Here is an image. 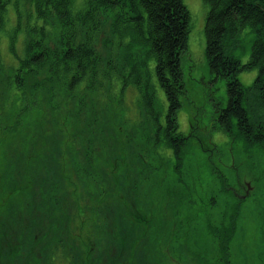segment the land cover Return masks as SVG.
I'll return each mask as SVG.
<instances>
[{
    "label": "rangeland",
    "instance_id": "rangeland-1",
    "mask_svg": "<svg viewBox=\"0 0 264 264\" xmlns=\"http://www.w3.org/2000/svg\"><path fill=\"white\" fill-rule=\"evenodd\" d=\"M5 1L0 28V222L28 218V222L40 224L35 220L46 212L38 208L37 214L36 206L48 209L54 199L48 200L46 196L56 194L71 204L68 205L69 215L58 222L66 224L71 236L79 240L100 231L89 223L95 221L89 211L96 205L90 208L84 204L89 199L99 203L97 199L100 198V210L105 212L104 221L108 224L101 226L106 233L97 245L102 244L100 249L109 248L113 240L124 252L121 258L129 257L135 251L134 246L129 250L130 244L126 245L124 237L118 241L124 221L116 222L111 215L113 204L118 207L119 201L125 200V205L135 206L145 216L143 224L133 226L143 229L138 239L141 238V247L148 244L149 255L138 253L142 262L131 257L134 264H153L152 257L166 259L162 264H217L222 254L209 227L223 225L239 200L235 231L227 246L230 264H264V150L248 146L236 137L234 129L223 131L215 121L217 108L226 107L228 97L225 81L213 77L208 69L204 53L208 7L203 1L182 0L189 12L190 25L182 55L184 93L180 98L177 123L178 129L186 135L191 131L189 124L192 126L189 151L184 159L186 169L181 171V179L186 173L185 186L176 182L178 178L169 167L173 161L171 151L149 153L152 151L147 143L149 123L139 120L138 90L134 86L121 89L119 78H115L126 59H105L110 57V50L123 53L115 46V38L110 40L109 16L98 18V29H94L91 39L84 36L85 33L76 36L84 45H91L95 55L103 58L98 63L100 85L94 84L93 90L84 92L87 89L83 81L69 88L67 80L69 89H65L51 79L47 68L27 79L21 88H16L8 83L7 73L17 65L16 56L23 55L26 36L36 33L35 29L42 25L47 30L52 29L55 37L56 29L52 23L37 17L32 0ZM77 3L79 0H74V4ZM238 38V43H231L227 48L231 55L245 63L254 34L249 27H242ZM132 48L138 57L131 61L143 63L146 60L144 51ZM116 66L119 71H112L111 67ZM150 66L154 75L153 61ZM256 75L255 68L243 69L237 78L244 86H250ZM151 82L153 101L163 122L166 97L155 75ZM73 90L76 91L71 94ZM81 105L85 106V112L83 118L77 119L74 108ZM71 143H76V148L69 150ZM141 157L155 165L162 158L163 166L152 173L149 165H143ZM80 159L86 170L94 172L101 180L98 186H92L93 177L79 169ZM74 160L78 162L76 165ZM50 165L58 166V176L50 174L56 173L50 171ZM50 183L54 190L49 189ZM170 188L175 190L171 195ZM58 210L57 207L53 209L56 214L53 217H61ZM47 225L45 222L44 226ZM43 244L45 240L33 241L30 247L24 248H28L25 250L27 256L23 254L25 251L22 255L11 254L10 259L1 257L0 264L6 261L9 264H42L38 250ZM85 251L84 260H87L89 253ZM58 255L49 264H66L65 253Z\"/></svg>",
    "mask_w": 264,
    "mask_h": 264
},
{
    "label": "trees",
    "instance_id": "trees-1",
    "mask_svg": "<svg viewBox=\"0 0 264 264\" xmlns=\"http://www.w3.org/2000/svg\"><path fill=\"white\" fill-rule=\"evenodd\" d=\"M202 1L208 7L204 23L206 41L204 53L208 69L211 74H214L213 77L225 81L228 97L227 106L217 108L215 121L223 131L234 129L236 137L243 140L248 146L254 145L264 150V123L262 121V113H264V0ZM32 2L37 17L42 21L52 23L53 29L59 31L54 37L52 29L47 30L41 25L36 28V33L26 36L27 39L23 44L24 55L20 58L16 56L18 63L7 73L8 83L10 85L12 83L16 88H21L27 79L35 77V74L48 68L53 77L51 79L64 85L65 89L68 88L66 87L68 80L69 88H71V84L83 81L84 87L86 86L87 89L84 92L93 90L94 84H101L102 78L99 76L98 63L99 59L103 58L95 55L91 45H84L82 39L77 40L76 36L85 33L84 36L91 39L90 36L98 29V17L101 14L103 15L100 18L109 16V30L112 35L110 40L115 38V46L123 53H114L110 50V57L105 59H126L122 65L123 69L115 74V78H119L121 89L134 86L138 90L141 109L139 120L149 123L147 143L152 149L149 153L158 154L160 152L161 154L163 150L171 151L173 171L179 176L185 168L184 159L190 145L189 137L178 129L177 123V112L181 107L180 98L184 93L182 55L186 49L190 18L183 1L83 0L84 9L79 12L76 10L72 14L70 9L73 7L74 0H32ZM5 10L6 1L0 0V28L3 24ZM242 27H249L254 34L250 55L245 63L231 55L227 48L231 43L239 42L238 35ZM10 45L12 48V43ZM132 47L144 51L143 55L146 60L143 63L136 64V60L131 61L132 58L138 57L137 53L136 56L134 55ZM113 54L114 56L118 55L115 58L112 57ZM152 61L154 75L167 102L163 122L152 97L154 91L151 82V78L154 76L150 66ZM252 68L257 69V75L250 86H244L237 75L243 69ZM111 69L115 72L119 71L117 66L111 67ZM63 80L65 82L62 83ZM75 91L73 90L71 94ZM84 107L81 105L80 108H74V116L77 119L83 118ZM74 142L77 143V141ZM76 143H71L68 149L76 148ZM141 158L144 163L146 160L144 157ZM165 160L167 159L165 158ZM161 161L162 158L158 161V165L153 164L152 161L145 162L143 165H149L148 169L153 173L160 165L163 166ZM74 163L76 165L78 162L74 160ZM79 164L81 165L79 169L85 175L93 177L92 186H98V182L101 180L96 177V174L94 175V172L92 174L89 169L86 170V166L81 164V159ZM50 167H52L50 171L54 172L58 166L50 165L48 168L50 169ZM123 167L124 164L121 168ZM59 173L60 171H56V173L50 174L58 176ZM179 181L183 182V178L180 177ZM50 185L52 186L51 183ZM26 187L31 188L30 185H26ZM49 189L54 190V187ZM89 191L94 192L91 189ZM50 197L54 200L48 209L40 205L36 206L37 214H39L38 208L46 212L42 217L34 216L35 221H40V224L34 225L31 221H27L28 218L24 221L0 222V260L1 257L12 258L11 254L22 255L23 251L28 250V248H24L30 247L31 243L38 239L45 240L43 247L38 250L42 264L55 261L59 257V253H65L66 264H114L112 260L116 261L115 264H134L131 257H136V261L142 262V256L137 254L141 253L143 256V253L148 254V244L145 248L141 247V238L138 239V236L142 235L143 229L133 226L137 223L143 224L142 220L145 216L141 215L135 206L125 205V200L119 201L118 207L113 204L111 215L114 217L112 220L116 222L124 221V226L119 230L121 235L118 241L124 237L126 245L130 244L128 249L130 250L133 245L135 251L132 252V255H128L129 257L125 255L121 258L124 252L119 249V245H114L113 240H110L109 248L100 249L102 244L97 245V241L104 239L105 235V230L101 226L108 224V221H104L105 212L102 213L100 210V198L97 199L99 203L89 199L84 201V204L90 208L96 205V208L89 211L93 213L92 218L95 221L89 223L95 230L99 228L101 233L98 231L85 236V238L75 240L71 236L69 227L58 222L62 221L64 216L69 215L68 205L71 204L56 194L46 196V199L49 200ZM33 199L34 201L38 200ZM238 203L239 200L223 225L209 227L210 233L218 241L219 251L222 254V259L219 258L217 264H230L227 246L235 231ZM32 204L34 206L35 203L32 202ZM54 205L59 209L58 215L61 217H53L56 215L53 212V209H56ZM45 222L48 223L47 226H44ZM42 225L43 227H41ZM127 232L129 235H126ZM109 234L111 235L112 232L110 231ZM47 236H49L48 239ZM1 242L5 244H1ZM120 246L122 247V243ZM85 250L89 253L87 260H84ZM23 254L27 256V251ZM152 262L154 261L152 260ZM6 264L9 263L6 261ZM153 264L161 263L156 261Z\"/></svg>",
    "mask_w": 264,
    "mask_h": 264
},
{
    "label": "bare ground",
    "instance_id": "bare-ground-1",
    "mask_svg": "<svg viewBox=\"0 0 264 264\" xmlns=\"http://www.w3.org/2000/svg\"><path fill=\"white\" fill-rule=\"evenodd\" d=\"M204 3V2H203ZM75 5H78L77 7ZM85 6H83V0H79V3L77 4H74L73 7L70 9V13L72 14L74 11L78 10L79 11H82L84 9ZM187 9V8H186ZM103 14H101L100 16H102ZM99 16V17H100ZM98 17V18H99ZM189 25H190V18H189ZM36 30V29H35ZM188 30H189V27H188ZM59 30H55V33L57 34ZM63 46V45H62ZM2 49V48H1ZM24 55V53H23ZM22 55V56H23ZM22 56H17V57H22Z\"/></svg>",
    "mask_w": 264,
    "mask_h": 264
}]
</instances>
